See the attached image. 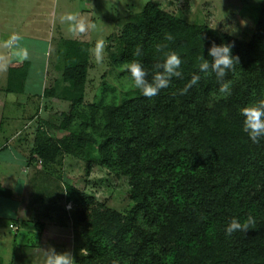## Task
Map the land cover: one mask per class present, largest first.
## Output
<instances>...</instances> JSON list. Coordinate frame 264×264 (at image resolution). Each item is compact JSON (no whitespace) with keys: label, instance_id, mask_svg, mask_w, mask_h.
<instances>
[{"label":"trees","instance_id":"1","mask_svg":"<svg viewBox=\"0 0 264 264\" xmlns=\"http://www.w3.org/2000/svg\"><path fill=\"white\" fill-rule=\"evenodd\" d=\"M119 33L122 63L140 60L151 80L153 66L175 51L183 79L173 78L155 97L138 91L108 106L102 128L93 129L99 137H88L101 164L119 165L118 173L130 178L135 206L122 215L65 183V200L79 206L73 214L75 264H264V140L248 139L239 111L264 99V2L248 41L190 24L152 3L120 24ZM213 41L234 42L239 65L224 78L231 81L232 95L220 94L215 75L202 73L180 95L198 71L200 54L211 59L207 50ZM137 46L140 57L133 55ZM88 55L86 43L66 47L61 79L71 112L83 100ZM28 67L27 61L9 64L5 92L23 93ZM41 94L55 95L44 88ZM66 138L38 142L33 152L43 163L61 150L72 154ZM72 139L86 146L83 134ZM13 195L0 184V196ZM248 215L256 220L252 228L225 235L232 218ZM0 264L12 263L0 256Z\"/></svg>","mask_w":264,"mask_h":264},{"label":"rangeland","instance_id":"2","mask_svg":"<svg viewBox=\"0 0 264 264\" xmlns=\"http://www.w3.org/2000/svg\"><path fill=\"white\" fill-rule=\"evenodd\" d=\"M148 3L190 24L206 25L211 29L216 25L214 30L221 32L223 24H234L238 31L231 36L248 41L255 28L261 2L0 0V86L6 73L4 64L21 56L13 50L21 45L11 39L12 34H16L24 41L22 58L28 60L30 66L24 92L18 96L11 94L7 100L16 97L21 101L27 97L31 100L24 108L23 120L16 123L21 127V134L10 142L11 147L7 145V150L0 153L2 159H13L20 167H28L25 174L27 179L30 178L29 184L25 187L23 183L20 191L15 187L16 199L0 196V256L5 262L45 264L43 251L50 248L74 256L73 214L79 211V206L65 200V183L122 215L135 206L131 198L130 178L118 173L119 165L101 164L97 158L99 150L88 145V137H99L100 132L93 129L97 126L102 128L103 113L108 106L132 99L139 91L124 70L125 63L120 61L123 45L119 38V25ZM223 13L226 14L224 19ZM241 20L247 22L246 26L241 27ZM78 42L88 45V72L82 103L75 112H71L70 102L63 93L65 85L61 73L66 47ZM101 42L102 50L98 47ZM43 87L48 92L53 89L55 95H41ZM4 99L2 92L0 115L5 117L6 109L3 111L1 106ZM71 113L74 114L70 116ZM70 117L71 120L66 122ZM78 134L86 136V146L74 144L72 136ZM64 137L70 144L69 151L74 153L67 154L61 150L52 162L43 163L33 152L38 142L51 145ZM15 145L17 154L11 149H15ZM42 227L48 231L47 235L54 238L46 239L42 235Z\"/></svg>","mask_w":264,"mask_h":264},{"label":"clouds","instance_id":"3","mask_svg":"<svg viewBox=\"0 0 264 264\" xmlns=\"http://www.w3.org/2000/svg\"><path fill=\"white\" fill-rule=\"evenodd\" d=\"M264 2V0H258ZM226 14L223 13V19ZM222 19V20H223ZM246 21L241 20V27L246 26ZM216 28V25L213 29ZM83 30V28L81 29ZM228 35H234L238 29L234 24L225 23L221 29ZM171 39V37H169ZM102 50L103 43L98 46ZM234 42H221L219 44L211 42L207 50V55L211 59H205L202 54L199 56L198 71L192 73L191 78L179 94H187L189 89L197 85L201 79V73L204 75L214 74L219 83L218 92L225 97L232 95L231 81L225 80L227 73L234 71L239 65V57L232 53ZM159 51V46L157 48ZM135 57L143 55L142 48L137 46L133 53ZM98 59H102L98 56ZM182 59L175 51L168 52L162 61L153 66V74L151 80L148 79L149 69L138 59H133L124 65V70L129 74L130 80L134 88L138 89L144 97L152 98L157 96L162 89H167L172 83L173 78L183 79L181 69ZM240 116L242 118V131L247 135L248 139L257 144L264 140V99L240 108ZM70 207V206H69ZM256 223L252 215H248L243 220L232 218L224 229L226 236H231L234 232L245 234ZM45 254V264H75V260L71 253H58L54 248L43 251Z\"/></svg>","mask_w":264,"mask_h":264},{"label":"crops","instance_id":"4","mask_svg":"<svg viewBox=\"0 0 264 264\" xmlns=\"http://www.w3.org/2000/svg\"><path fill=\"white\" fill-rule=\"evenodd\" d=\"M16 32V31H15ZM17 33V32H16ZM12 41L15 42L18 45L16 46L15 49H13L15 51V53H20L21 56H19V58L17 60H10L8 62H6V64H4V67L6 69V73H5V77H4V83L2 86H0V93L3 92L4 94V100L1 102V106L3 111H5L4 109H6V113H5V117L4 115H0V153L2 151L7 150V145L10 146V142L18 137L17 135L21 134V127L19 125V127H17V121H19L20 119L23 120L22 115L24 113V111H26L25 106L28 105L29 102H31L30 98L27 97V100L25 101H21L18 99V97H16V99H9L7 100L8 96H10L11 94L13 95H19L16 93H7L4 91L6 84H7V72H8V67L9 64L11 62H21V61H27L29 63L30 66V62L28 60H25V58H22L24 55V47H22V42H24L21 38H17L16 34H12L11 36ZM25 57V56H24ZM28 71H29V67H28ZM27 77H28V72H27ZM27 81V79H26ZM26 84V82H25ZM45 88V87H43ZM25 90V85H24V89L23 92ZM43 90V89H42ZM42 95V94H41ZM40 95V96H41ZM40 96H38V99H40ZM41 99H43V97H41ZM18 146V145H17ZM14 153L17 154L18 150L16 149V145H15V149L11 148ZM20 149V148H19ZM19 168V169H17ZM28 167H20L19 163L15 162L13 159H8L7 161L5 159H2L0 157V184L9 189L12 193L17 194V192L14 191L15 187L17 186L19 191L21 190L22 187H24L25 183V187L26 184H29V179H27L26 174H25V170H28ZM23 180V181H22ZM24 193V191H23ZM21 195V194H19ZM14 196V195H13ZM15 197V196H14ZM12 197L13 199H16ZM58 228V226H56ZM60 227V226H59ZM43 230L42 235L45 236L46 239H53L54 237L47 235V232L45 230L44 227L41 228ZM45 232V233H44ZM50 242V241H49ZM4 261V259H3ZM4 263H8L5 262Z\"/></svg>","mask_w":264,"mask_h":264},{"label":"built area","instance_id":"5","mask_svg":"<svg viewBox=\"0 0 264 264\" xmlns=\"http://www.w3.org/2000/svg\"><path fill=\"white\" fill-rule=\"evenodd\" d=\"M10 227H12V226L10 225Z\"/></svg>","mask_w":264,"mask_h":264}]
</instances>
